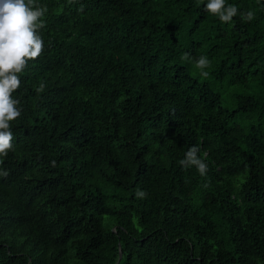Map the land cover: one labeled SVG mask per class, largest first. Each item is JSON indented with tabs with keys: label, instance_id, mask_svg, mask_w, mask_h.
<instances>
[{
	"label": "trees",
	"instance_id": "16d2710c",
	"mask_svg": "<svg viewBox=\"0 0 264 264\" xmlns=\"http://www.w3.org/2000/svg\"><path fill=\"white\" fill-rule=\"evenodd\" d=\"M207 2L35 0L0 264H264V0H225L254 13L230 23Z\"/></svg>",
	"mask_w": 264,
	"mask_h": 264
},
{
	"label": "clouds",
	"instance_id": "9594fccd",
	"mask_svg": "<svg viewBox=\"0 0 264 264\" xmlns=\"http://www.w3.org/2000/svg\"><path fill=\"white\" fill-rule=\"evenodd\" d=\"M79 11H83V6ZM204 11L218 16L224 23L232 22L238 14L242 21L254 19L252 11L238 12L235 5H226L225 0H208ZM45 12L46 8L35 5V0H0V157H6L13 149L14 136L10 130V122L21 115L18 107L20 101L13 98L21 84L19 74L29 61L36 60L44 50V42L38 30L44 27L41 18ZM182 58L187 60L189 57L185 54ZM209 66L210 61L206 56H200L195 61V67L201 70L200 75L204 78L209 76L204 71ZM199 152L198 146H192L179 164L184 168L194 166L201 175H205L207 165L198 156ZM52 165L55 166V161ZM8 174L7 171H0V176L7 177ZM136 195L144 198L147 194L137 191Z\"/></svg>",
	"mask_w": 264,
	"mask_h": 264
},
{
	"label": "water",
	"instance_id": "95a60500",
	"mask_svg": "<svg viewBox=\"0 0 264 264\" xmlns=\"http://www.w3.org/2000/svg\"><path fill=\"white\" fill-rule=\"evenodd\" d=\"M120 259H121V253H119L118 260H117V262H116L115 264H118V263H119V261H120Z\"/></svg>",
	"mask_w": 264,
	"mask_h": 264
}]
</instances>
